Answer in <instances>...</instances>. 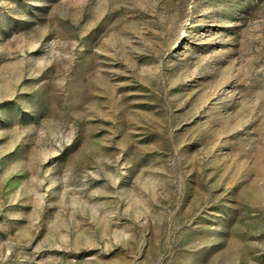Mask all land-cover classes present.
Instances as JSON below:
<instances>
[{"label": "rangeland", "instance_id": "374dc122", "mask_svg": "<svg viewBox=\"0 0 264 264\" xmlns=\"http://www.w3.org/2000/svg\"><path fill=\"white\" fill-rule=\"evenodd\" d=\"M0 264H264V0H0Z\"/></svg>", "mask_w": 264, "mask_h": 264}]
</instances>
